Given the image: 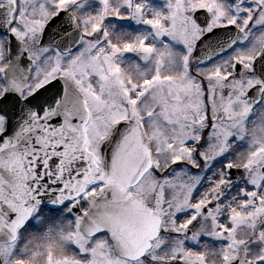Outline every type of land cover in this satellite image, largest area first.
<instances>
[{"label":"snow or ice","instance_id":"snow-or-ice-1","mask_svg":"<svg viewBox=\"0 0 264 264\" xmlns=\"http://www.w3.org/2000/svg\"><path fill=\"white\" fill-rule=\"evenodd\" d=\"M0 264H264V0H0Z\"/></svg>","mask_w":264,"mask_h":264}]
</instances>
